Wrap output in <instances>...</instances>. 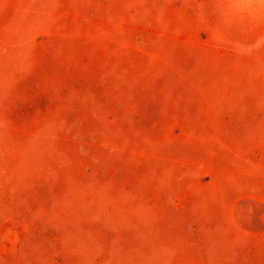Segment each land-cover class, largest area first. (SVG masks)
I'll return each mask as SVG.
<instances>
[{"label":"rangeland","instance_id":"obj_1","mask_svg":"<svg viewBox=\"0 0 264 264\" xmlns=\"http://www.w3.org/2000/svg\"><path fill=\"white\" fill-rule=\"evenodd\" d=\"M0 264H264V0H0Z\"/></svg>","mask_w":264,"mask_h":264}]
</instances>
